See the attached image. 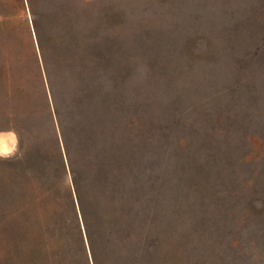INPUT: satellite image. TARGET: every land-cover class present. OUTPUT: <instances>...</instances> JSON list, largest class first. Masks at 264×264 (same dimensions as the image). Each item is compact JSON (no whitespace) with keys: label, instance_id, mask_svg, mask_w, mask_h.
I'll use <instances>...</instances> for the list:
<instances>
[{"label":"trees","instance_id":"1","mask_svg":"<svg viewBox=\"0 0 264 264\" xmlns=\"http://www.w3.org/2000/svg\"><path fill=\"white\" fill-rule=\"evenodd\" d=\"M201 46L208 41L137 39L119 58L107 42L39 39V97L34 112H24L29 126L14 130L21 142L22 130L42 129L50 156L36 161L39 177L61 173L70 182L64 195L33 201L42 208L39 219L28 216L35 243L63 262L142 264L156 259L160 232L212 229L211 248L198 260L240 264L242 254L253 264L254 256L261 258L255 241L237 232L258 204L264 212L262 195L245 203L260 171L250 141L263 136L264 119L256 122L249 106L233 101L238 84L191 83L186 52L200 59ZM105 47L110 54L99 53ZM209 64L219 70L224 61L211 57ZM248 92L264 96V88ZM224 93L229 100H221ZM213 214L222 219L210 223Z\"/></svg>","mask_w":264,"mask_h":264},{"label":"rangeland","instance_id":"2","mask_svg":"<svg viewBox=\"0 0 264 264\" xmlns=\"http://www.w3.org/2000/svg\"><path fill=\"white\" fill-rule=\"evenodd\" d=\"M50 35L90 39L100 46L107 42L119 58L137 39L203 38L208 46H201L200 59L194 50L186 52L191 83L202 88L238 84L233 101L249 106L248 111L258 116L256 122L264 119V96L248 92L264 88V0H0V137L8 146L0 151L5 153L0 156V264H89L82 257L63 262L35 243L36 229L28 219L30 213L38 219L42 215V208L33 203L37 197L64 195L70 182L61 173L52 180L39 177L36 161L50 156L49 138L42 129L22 130L21 142L14 130L29 126L24 112H34L40 92L35 56L40 55L39 39L46 42ZM99 53L110 54L106 47ZM211 57L224 61L223 67H212ZM6 85L13 97L6 96ZM132 85L126 87L130 94ZM221 95L222 101L231 96ZM250 142L255 150L251 158L258 159L260 171L245 190V203L264 197V134ZM256 207L236 232L243 241H255L254 252L261 258L254 256L251 262L264 264V212L260 204ZM221 219L212 216L210 223ZM212 232H160L156 259L142 264H222L198 260L211 248ZM238 258L240 264H249L244 255Z\"/></svg>","mask_w":264,"mask_h":264},{"label":"bare ground","instance_id":"3","mask_svg":"<svg viewBox=\"0 0 264 264\" xmlns=\"http://www.w3.org/2000/svg\"><path fill=\"white\" fill-rule=\"evenodd\" d=\"M8 149V146L6 144V141L3 137H0V151H6Z\"/></svg>","mask_w":264,"mask_h":264},{"label":"clouds","instance_id":"4","mask_svg":"<svg viewBox=\"0 0 264 264\" xmlns=\"http://www.w3.org/2000/svg\"><path fill=\"white\" fill-rule=\"evenodd\" d=\"M0 156H5V153L0 152Z\"/></svg>","mask_w":264,"mask_h":264}]
</instances>
